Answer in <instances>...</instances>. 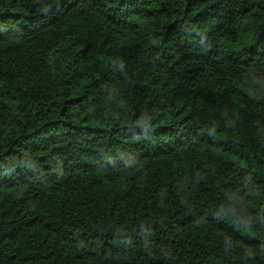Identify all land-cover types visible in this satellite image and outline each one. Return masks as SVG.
Masks as SVG:
<instances>
[{
	"label": "trees",
	"instance_id": "1",
	"mask_svg": "<svg viewBox=\"0 0 264 264\" xmlns=\"http://www.w3.org/2000/svg\"><path fill=\"white\" fill-rule=\"evenodd\" d=\"M0 264H264V0H0Z\"/></svg>",
	"mask_w": 264,
	"mask_h": 264
}]
</instances>
